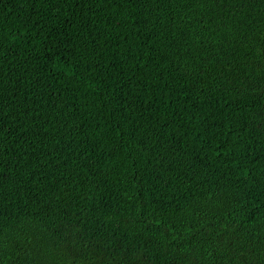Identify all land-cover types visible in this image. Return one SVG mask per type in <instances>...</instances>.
Returning a JSON list of instances; mask_svg holds the SVG:
<instances>
[{"label": "trees", "instance_id": "16d2710c", "mask_svg": "<svg viewBox=\"0 0 264 264\" xmlns=\"http://www.w3.org/2000/svg\"><path fill=\"white\" fill-rule=\"evenodd\" d=\"M0 264H264V0H0Z\"/></svg>", "mask_w": 264, "mask_h": 264}]
</instances>
